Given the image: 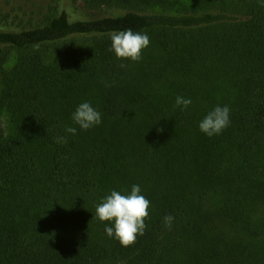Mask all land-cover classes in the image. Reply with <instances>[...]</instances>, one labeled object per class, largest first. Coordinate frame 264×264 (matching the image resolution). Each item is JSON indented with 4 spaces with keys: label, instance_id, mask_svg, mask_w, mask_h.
Instances as JSON below:
<instances>
[{
    "label": "trees",
    "instance_id": "1",
    "mask_svg": "<svg viewBox=\"0 0 264 264\" xmlns=\"http://www.w3.org/2000/svg\"><path fill=\"white\" fill-rule=\"evenodd\" d=\"M68 2L87 14L0 15V264H264V0ZM127 29L160 56L117 59ZM85 101L89 130L72 120ZM217 105L230 125L208 137ZM134 184L149 217L125 248L96 207Z\"/></svg>",
    "mask_w": 264,
    "mask_h": 264
},
{
    "label": "clouds",
    "instance_id": "2",
    "mask_svg": "<svg viewBox=\"0 0 264 264\" xmlns=\"http://www.w3.org/2000/svg\"><path fill=\"white\" fill-rule=\"evenodd\" d=\"M111 47L117 59L139 62L142 59V50L150 44V38L146 33L134 32L132 29L113 32L111 34ZM175 104L181 110H186L191 104V98L177 96ZM101 113L90 102L80 103L72 114L73 122L81 130H89L102 122ZM230 125V109L228 106H215L199 123V129L208 137L219 135ZM65 131L76 134L75 127H66ZM162 131V129H158ZM57 143H66V137H57ZM150 201L141 194L139 185L131 187L130 194L112 190L96 207V217L100 222H109L111 226L105 227L108 237L114 238L122 247H130L137 241L138 236H143L149 217ZM174 217L166 215L163 218L164 226L171 228Z\"/></svg>",
    "mask_w": 264,
    "mask_h": 264
},
{
    "label": "rangeland",
    "instance_id": "3",
    "mask_svg": "<svg viewBox=\"0 0 264 264\" xmlns=\"http://www.w3.org/2000/svg\"><path fill=\"white\" fill-rule=\"evenodd\" d=\"M50 0H0V15L11 12V15L19 14L20 18L38 21L48 10ZM169 5L183 7L191 4V0H168ZM62 7L67 9L72 16L82 17L87 14V10L81 3L73 5L68 0H62ZM147 53L160 56L158 49L147 48ZM144 61V58L140 62ZM153 78V77H152ZM4 117V115H0Z\"/></svg>",
    "mask_w": 264,
    "mask_h": 264
}]
</instances>
